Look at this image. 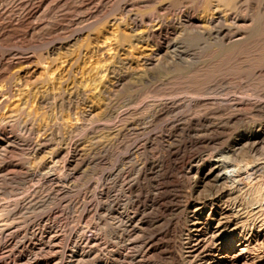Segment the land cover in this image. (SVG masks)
I'll return each instance as SVG.
<instances>
[{"label": "rangeland", "instance_id": "374dc122", "mask_svg": "<svg viewBox=\"0 0 264 264\" xmlns=\"http://www.w3.org/2000/svg\"><path fill=\"white\" fill-rule=\"evenodd\" d=\"M206 1L0 0V264H264V0Z\"/></svg>", "mask_w": 264, "mask_h": 264}, {"label": "bare ground", "instance_id": "6f19581e", "mask_svg": "<svg viewBox=\"0 0 264 264\" xmlns=\"http://www.w3.org/2000/svg\"><path fill=\"white\" fill-rule=\"evenodd\" d=\"M43 1H46V0H43ZM235 4H236V0H208V1H206L205 2V4H204V7H203V12L205 13V17H201L200 19V22L204 25V28L205 29H209V28H211V27H214V26H216V25H218V24H223V22H224V20L225 19H228V18H223V14H225V13H227L228 11H230V9H233V8H235ZM242 7V6H241ZM34 10H31L27 15H26V17H24L23 19H28V18H30V17H32V16H34V12H33ZM252 13V12H251ZM227 15V14H226ZM239 16V15H238ZM35 17V16H34ZM199 17V16H198ZM237 17V16H236ZM255 18V17H254ZM250 19H252V18H250ZM249 19V20H250ZM228 21V20H227ZM226 23V22H225ZM228 23V22H227ZM234 23V22H233ZM252 23H253V19H252ZM255 23V22H254ZM239 24V23H238ZM231 25V24H230ZM37 26V25H36ZM36 29V28H35ZM220 29V28H219ZM34 30V29H33ZM134 33L135 32V28L134 29H130V33ZM233 34V33H232ZM242 34V33H241ZM248 34V33H247ZM216 36V35H215ZM224 36V35H223ZM222 36V34H218L217 35V38H214V42H215V45L217 46V47H219V49H220V52L221 53H223V52H228L229 51V49L232 47V48H235V46H233V45H236V44H226L225 42V40H226V37H223ZM134 38V37H133ZM263 40H264V38H263ZM258 41V40H257ZM234 42V41H233ZM239 42V41H238ZM238 44H240V43H238ZM241 45V44H240ZM241 47V46H240ZM258 47V46H257ZM259 57H261V59L260 60H262L261 62H260V64H262L263 66H264V45H262V47L259 49ZM249 52V51H248ZM257 53V52H256ZM252 55L254 54V53H251ZM254 56V55H253ZM250 58V57H249ZM255 58V57H254ZM256 59V58H255ZM258 59V58H257ZM257 64V63H256ZM258 64H259V62H258ZM248 69V68H247ZM257 74H258V72H257ZM258 76V75H257ZM261 76V75H260ZM255 82V81H254ZM259 85H261V84H259ZM259 91V90H258ZM263 92V91H262ZM259 93V92H258ZM194 94V93H193ZM204 94V93H203ZM199 95V94H198ZM220 95V94H219ZM200 96H201V94H200ZM209 96V95H208ZM257 96V95H256ZM219 97V96H218ZM262 98V97H261ZM204 99H206V98H204ZM208 99V98H207ZM206 99V100H207ZM245 99V98H244ZM248 99V98H247ZM235 100V99H234ZM233 102V101H232ZM226 103V102H225ZM250 103V102H249ZM261 103V102H260ZM173 104V103H172ZM214 106V105H213ZM236 106V105H235ZM254 106V105H253ZM259 106H260V104H259ZM231 107V106H230ZM255 107V106H254ZM261 109H263L264 108V103H261ZM246 108H248V107H246ZM253 108V107H252ZM257 109V108H256ZM228 116V115H227ZM14 116H13V113H11L10 114V117H8V118H13ZM221 117V116H220ZM231 117V116H230ZM242 117V116H241ZM240 118V117H239ZM231 119V118H230ZM11 120V119H10ZM237 120V119H236ZM236 120H235V122H236ZM6 121V120H5ZM225 122V121H224ZM229 122V121H228ZM225 123H227V121L225 122ZM229 124V123H228ZM235 125V124H234ZM215 128H217V126L215 127ZM219 129V128H218ZM214 130V129H213ZM210 131V130H209ZM214 131H216V129L214 130ZM77 138V137H76ZM12 143H14V142H11V144ZM42 144V143H41ZM201 144V143H200ZM231 159V158H230ZM231 161V160H230ZM234 162V161H233ZM245 162V161H244ZM236 163V162H235ZM242 163V162H241ZM247 163V162H246ZM232 165L229 163V162H225V163H223L222 165L221 164H217L216 165V167H217V169H226V171L227 172H229V173H231V175H228L227 177H225L224 179L226 180V181H229V182H233V183H242V184H245L248 180H250V177L253 175H256L255 173H257L258 171H259V169H260V166L259 165H253V164H251L250 165V162H249V165H244V166H240L241 167V169L243 168V170H240V168H238V167H236V169H233V170H231L232 169V167H231ZM238 166V165H237ZM231 167V168H230ZM262 167V166H261ZM228 168H230V170H228ZM263 168V167H262ZM264 171V170H263ZM261 172V171H260ZM222 173V172H221ZM258 174V173H257ZM259 176H261V175H259ZM262 177V176H261ZM219 178V177H218ZM252 179V178H251ZM263 179V178H262ZM232 183V184H233ZM246 189V188H245ZM264 196V195H263ZM241 198V197H240ZM260 200V199H259ZM262 200H264V197H263V199ZM259 201H257V203H258ZM258 204H260V205H258L259 207H258V209H260V212H261V215L263 214L264 215V202L262 203V202H259ZM212 210V209H211ZM259 212V213H260ZM210 215V214H209ZM224 216V215H223ZM222 221V220H221ZM219 224V223H218ZM254 224V223H253ZM131 228V227H130ZM260 229V228H259ZM199 230V229H198ZM210 230V229H209ZM203 233V232H202ZM206 233V232H205ZM217 233V232H216ZM220 233V232H219ZM198 234V233H197ZM206 235H208V234H206ZM214 237H213V239H212V241H211V246H212V248L214 247V248H216V246H217V242H218V239H217V237L219 236V234H218V236H217V234H215V235H213ZM203 237V236H202ZM89 238V237H88ZM211 240V239H210ZM196 241L198 242V244L194 247V249H199V247L203 244V243H205V242H207V239H205V240H203V238L201 239L200 237H198L197 239H196ZM209 241V240H208ZM210 242V241H209ZM136 243V242H135ZM219 243V242H218ZM209 244V243H208ZM203 245H207L206 243L205 244H203ZM209 246V245H208ZM248 246V245H247ZM134 247V246H133ZM219 249H220V251H222L223 252V249H224V247L222 246V245H219V247H218ZM195 250V251H196ZM246 250V248L245 247H243L242 246V248H241V250L239 251L240 253V255L239 256H241V254H243V252ZM198 251V250H197ZM202 252V251H201ZM204 252V251H203ZM212 252V251H211ZM237 255V256H238ZM89 257V256H88ZM195 257V256H194ZM81 259V258H80ZM82 260V259H81ZM112 261V260H111ZM108 262V261H107ZM114 262V261H113ZM73 263V262H72ZM74 264V263H73ZM77 264H81V262H79V263H77ZM83 264V263H82ZM105 264H107V263H105Z\"/></svg>", "mask_w": 264, "mask_h": 264}]
</instances>
